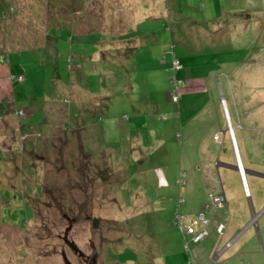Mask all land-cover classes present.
Segmentation results:
<instances>
[{"label": "rangeland", "instance_id": "rangeland-1", "mask_svg": "<svg viewBox=\"0 0 264 264\" xmlns=\"http://www.w3.org/2000/svg\"><path fill=\"white\" fill-rule=\"evenodd\" d=\"M88 256L264 264V0H0V264Z\"/></svg>", "mask_w": 264, "mask_h": 264}, {"label": "crops", "instance_id": "crops-1", "mask_svg": "<svg viewBox=\"0 0 264 264\" xmlns=\"http://www.w3.org/2000/svg\"><path fill=\"white\" fill-rule=\"evenodd\" d=\"M53 46H55V43H53ZM222 65H225L226 63L225 62H222L221 63ZM217 70V72H221L220 70H221V67H219V68H217L216 69ZM118 72V71H117ZM217 72H212L211 71V73H217ZM118 73H122V72H118ZM119 74V75H120ZM121 77H122V81L124 80V78L125 77H123V73L120 75ZM196 78V79H195ZM195 78H193V75L192 74H189L185 79H184V82H182V83H184L183 84V90H184V93H185V96H189V95H193V93H196L197 91H198V89L201 91V92H203V91H205L208 87H210V86H208L207 85V82L206 81H201L202 79L200 78V77H195ZM199 79V80H198ZM129 82H130V80H128ZM127 81V82H128ZM206 84L205 86H202V84ZM126 85V84H125ZM124 85V86H125ZM213 86H214V84H212ZM123 86V87H124ZM216 87V89H217V86H215ZM218 90H219V88H218ZM211 97H213V96H211ZM22 126H24L23 124H22ZM26 130L28 129V128H26V127H24ZM235 142H236V140H235ZM241 165H242V162H241ZM244 171V170H243ZM245 172V171H244ZM247 173V171L245 172V174ZM243 174V173H242ZM245 176L243 175L242 176V178L243 179H245L244 178ZM245 182H246V179L244 180Z\"/></svg>", "mask_w": 264, "mask_h": 264}, {"label": "built area", "instance_id": "built-area-1", "mask_svg": "<svg viewBox=\"0 0 264 264\" xmlns=\"http://www.w3.org/2000/svg\"><path fill=\"white\" fill-rule=\"evenodd\" d=\"M174 66H175V69H176V70H178V69L181 68V64H180V62L177 61V60L175 61ZM13 78H17V80L22 81V76H19V77H15V76H13ZM175 95H176V94H175ZM175 99L177 100V95L175 96ZM241 170H242V169H241ZM212 201H213V203H214V206H215V207H218V208H222V207H225V206L227 205L226 197H225L224 194H219V195H217V196H215V197H212ZM202 218H203V216H202ZM202 221H205V220H202ZM225 227H226L225 224H223V223L219 224V225H218V232H219L220 234H221V233L223 234L224 231H225V229H226ZM190 229H191V231L188 232V233H194V229H193L192 227H190ZM203 236H204V233H203V232L197 234V235H196V237H197V240H196V241L202 239Z\"/></svg>", "mask_w": 264, "mask_h": 264}, {"label": "water", "instance_id": "water-1", "mask_svg": "<svg viewBox=\"0 0 264 264\" xmlns=\"http://www.w3.org/2000/svg\"><path fill=\"white\" fill-rule=\"evenodd\" d=\"M236 169L240 170L239 167H236ZM70 223H71L70 226L67 227V229H66V231H65V234H64V241H65V243H66L69 247H71L76 253H80L81 255H84L83 251H81V250L79 249V247L75 244V242H74V241H71V240L69 239V232H70L71 229H72V221H70Z\"/></svg>", "mask_w": 264, "mask_h": 264}, {"label": "flooded vegetation", "instance_id": "flooded-vegetation-1", "mask_svg": "<svg viewBox=\"0 0 264 264\" xmlns=\"http://www.w3.org/2000/svg\"><path fill=\"white\" fill-rule=\"evenodd\" d=\"M67 220H69V221H72V220H70V219H73V218H70L68 215H65L64 216ZM76 220L75 219H73V222H75ZM94 248H95V246H94ZM65 254V253H64ZM83 256H85V255H83ZM83 256H81V257H83ZM64 257H65V259H66V256L64 255ZM89 256L88 257H85L84 259H85V261L88 263V264H97V256H94L93 258H92V261L91 262H89ZM66 264H71L70 262H66Z\"/></svg>", "mask_w": 264, "mask_h": 264}, {"label": "trees", "instance_id": "trees-1", "mask_svg": "<svg viewBox=\"0 0 264 264\" xmlns=\"http://www.w3.org/2000/svg\"><path fill=\"white\" fill-rule=\"evenodd\" d=\"M53 47H54V46H53ZM68 131H69V130H68ZM63 132H64V129H63ZM64 133H66V132H64ZM72 134H73V132H72ZM82 152H83L84 154H86V153H85V150L82 151ZM86 155H87V154H86ZM87 156H88V155H87Z\"/></svg>", "mask_w": 264, "mask_h": 264}]
</instances>
